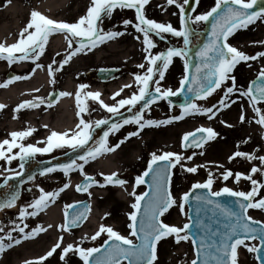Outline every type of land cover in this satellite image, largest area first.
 Here are the masks:
<instances>
[{
    "label": "snow or ice",
    "instance_id": "6c2138e0",
    "mask_svg": "<svg viewBox=\"0 0 264 264\" xmlns=\"http://www.w3.org/2000/svg\"><path fill=\"white\" fill-rule=\"evenodd\" d=\"M190 2L191 0H167L168 5H177L179 7L181 25L179 28L173 26L171 22H158L155 19L149 18L145 14V5L149 3V0H92L86 15L81 16L78 21L71 23L49 18L40 11H32L31 19L27 26L22 29L18 41L10 45L0 43V58L6 59L10 64L17 60L31 59L38 61L45 52L49 35L63 32L67 34L70 49H73L74 42L78 43L79 47H75L59 63V69H62L65 64L69 63L72 56L77 53L91 50L106 40L123 35L124 32L121 31H106L101 25L102 21L105 18H110L116 9L128 8L135 9L136 21L134 23L130 19H125L122 23L125 25V31L127 30V26L133 25L136 31L142 34L143 44L145 45L144 51L146 53L144 59L148 66L142 74H134L138 91L132 92L130 96L116 99L121 96L124 88L132 87L131 84H126L113 93L112 98L115 102L111 104L102 99L100 91H90L88 90L90 85L81 83L79 91L75 93L79 109V122L76 124L75 129H68L66 131L52 130L44 140L37 143L25 142L26 138L36 131L34 127L30 126L25 130L13 131L10 133L9 139L0 141V160L11 164L13 160L19 158L21 161L20 168L23 169L25 166L24 162L38 153H52L56 149H63L65 147L72 150L83 149L82 154L75 159H71L68 163L45 167L41 170L40 174L46 175L60 170L65 176L70 177L73 171L79 170L84 176V181L76 185L77 190L92 195L89 189L93 185L106 186L112 184L124 186L128 183L125 179H121L117 172L110 174L101 173L100 175L104 177L103 184H101V181L95 179L94 176L85 172V165L90 161H94L98 156L113 152L116 148L120 147V143L124 142L123 140L114 146H109L108 138L111 133L118 132L124 125L135 124L142 130L145 126L168 124L174 120H181L191 114H209V119H211L222 108L230 107L231 104L235 103L236 100L232 99V95L238 92L239 96L236 99L247 97L256 114L253 120L255 123L264 126V107H261V104H264V70L259 72V82L252 81L247 89L238 87L236 77L233 74L234 69L239 63L264 57V52L249 55L229 42V38L239 28H247L249 24L254 23L256 20L264 19V7L254 10L258 4V0H216L215 6L209 11L188 16L185 6L189 5ZM196 3L198 4L199 0H196ZM192 11L194 12L195 9ZM210 18H213L211 35L208 42L197 53L201 63L196 65L195 74L191 75V78L187 74L184 75L180 81V87L176 90L162 85L161 81L165 79V73L173 63L174 57H185L186 72L190 67L186 59L192 34L191 27L189 26L190 21L194 23L206 22ZM164 33H170L176 37L183 38L184 47H169L165 51L153 53L151 50L156 47L153 34L160 36ZM140 38L139 35L136 36V39L139 40ZM56 63V61H53L52 64L47 66L50 74H54L57 70L53 68V64ZM35 67L41 68L44 66L37 63ZM139 67L145 69V64L142 63ZM34 71L35 69H33ZM157 76L158 79H154ZM23 78L21 76H14L11 79L19 80ZM229 80L231 81V85L225 88L224 95L217 105L204 107L195 102L196 99L206 100L207 97L221 88L222 85H226ZM152 84H155L154 90L150 87ZM186 85L187 92L193 93L195 98L186 99L185 103L181 106L183 109L181 115L171 116L166 120L145 118V110L150 111L152 104L184 92ZM59 95L66 96L72 94L60 92ZM89 100L98 101L102 109L113 115L121 114L120 110L126 106L127 110L131 112L140 102L143 101L144 103L143 107L133 115L124 117L122 121L110 123L109 117L96 120L85 119L83 114L90 111ZM54 102V99L47 101L49 105ZM45 103L44 97L36 96L33 100H24L17 106L16 110L19 111L26 107L37 108ZM169 104L171 105V101H169ZM4 107L5 105L0 104V109ZM246 118V115L242 112L240 116L241 122L245 121ZM109 124L110 126L103 132V136L96 141L95 145L88 146L89 141L93 139L94 129ZM138 134V132H130L128 136L131 137ZM217 135L218 133L212 127L201 126L194 132L184 134L183 145L185 148L203 147L207 141L214 139ZM39 144H43V146H38ZM14 149H18V151H13ZM195 155V152L192 156H184L182 153L172 151H165L162 154L153 152L147 170L135 178V185L139 186L145 183V177L151 173V194L149 192L138 194L135 191V187L130 193L135 198L131 205L134 211L129 213L130 223L128 227L130 228V235H123L112 226L100 224L98 230L91 237L87 235L82 237L81 243H67L62 248L61 259L63 260L70 252L75 251L82 258L83 264H121L122 260H127L128 264H154L157 260L158 243L162 239L174 235L177 242L188 240L191 236L193 244H198L197 258L192 261V264H197L201 258V254L204 257L202 264H210V258L211 261H214V264H238L240 246L247 248L250 252L256 253L260 264H264V255H262L264 253V221L256 220L253 216L249 215V209L264 210V196L260 194L261 189H264V183L254 178V174L258 172L264 174V167L253 166L250 169V174L244 172L234 173L231 169H226L220 173L219 177L215 176L212 171H209L205 181L193 184V189L207 190V194L196 196L197 201L214 204L227 217L235 218L234 223L226 226L227 230L222 234L219 243L208 245L203 237L197 241L190 231L192 228L191 220L181 227L170 225L161 219L173 205H178L183 211L185 205L188 204L191 197L190 192L183 193L182 197L178 200L171 191L172 169L180 165L182 168L186 167L187 172L196 173L200 167L199 165L186 166L182 163L184 160H192ZM235 157H244L250 161L258 159L264 165V156H257L255 153L236 151L229 157V160ZM160 162L164 163L161 164ZM5 171H11V169H5ZM2 174L0 173V175ZM14 175L20 176L21 173L15 172ZM219 178H222L224 181L233 178L236 183H239L244 178L251 182L252 187L249 191H237L225 185L219 191H214L213 185ZM28 179L31 180L34 177L30 176ZM4 183L7 184L8 181L5 180ZM70 186L71 179L56 191H46L43 187L38 186L40 195L32 203L21 207L18 214L20 218L19 222L12 221L14 227L5 234L7 240L19 244L21 240L14 239L13 237V232L16 231L24 233L23 238L25 239L35 236L41 231H45L46 229L43 226L38 225L36 228L31 229L30 232L25 233V229L28 228L27 223H25L26 218L37 216L50 203H53L61 192ZM223 194L237 198L238 211H234L211 199V197H220ZM17 199L18 193H13L9 199L0 203V209L15 206ZM68 207L72 206L69 205ZM84 218L86 217L83 213H75L71 219L66 220L64 224L60 225V228L71 231L72 227ZM256 225H260V227H256ZM48 227H52V225H48ZM4 231V227L0 224V232ZM102 233H106L109 240H112L113 243L108 247L103 258L98 256L93 258L94 254L100 252V249L96 247L86 248L82 246V242L89 238L96 240ZM63 240L64 238L61 236L59 241L46 255L38 259L44 261L48 257L53 256L57 249L61 248ZM256 240L259 241V246L246 243V241ZM105 243L107 244L108 241H105ZM10 247H12V244L5 243V236H0V253ZM212 248L215 249L214 252L211 250ZM25 264H28V262H25Z\"/></svg>",
    "mask_w": 264,
    "mask_h": 264
},
{
    "label": "rangeland",
    "instance_id": "374dc122",
    "mask_svg": "<svg viewBox=\"0 0 264 264\" xmlns=\"http://www.w3.org/2000/svg\"><path fill=\"white\" fill-rule=\"evenodd\" d=\"M13 1L17 0H0V9L11 5ZM81 1V0H80ZM153 0H149V3L145 5V14L151 18L155 19L158 22H171L173 26L179 28L180 25V11L177 5H168L167 0H160V4L157 7H152L151 3ZM22 5L26 10L25 16V23H29L31 19V13L34 11L35 6L40 0H20ZM89 3V4H87ZM92 0H82V4H87L88 8L91 6ZM216 0H199L195 11L193 12L192 16L209 11L212 7L215 6ZM87 8V9H88ZM186 8V6H185ZM85 9H80L75 14L70 15L71 10L65 11V16L67 20H78L81 16L84 15ZM121 13L116 9L113 12V16L110 18H105L102 21V27L104 30H115L124 32L123 35L115 37L101 47H105L109 45L112 41L117 39H136V36L139 35L141 38V49L142 54L139 57H133L129 60L124 61H115L113 58L104 59L103 61H99V63L95 62L93 58L95 54L99 52L100 48H93L88 50L87 57H85L86 61H82L81 65H79L80 69L78 71L73 72V79L74 82L77 83H86L90 86L93 85L92 80L87 75H83L84 72L89 71L91 76L95 77V73L101 67H123L126 73L134 75L136 73H143L147 68V62L145 61L144 57L146 55L144 48L145 45L143 44V36L142 34L138 33L133 25L127 26V30L125 31V25L122 23L125 19H130L134 23L136 21V13L135 9H119ZM80 14V15H79ZM82 14V15H81ZM86 15V14H85ZM122 16V19L120 18ZM120 19L121 21H118ZM66 20V21H67ZM194 27L199 26V28H203L205 22L194 23L192 22ZM257 29L261 30V36L259 40L254 44L252 42H246L245 37L249 34H253ZM15 37V35H14ZM50 39V38H49ZM48 39V40H49ZM153 40L155 41L156 47L151 51L153 53H159L161 51H165L169 47H184L182 45L183 38L176 37L170 33H164L160 36L153 34ZM198 39H194L197 41ZM229 42L234 46L238 47L240 50L246 52L249 55H255L258 52H264V19H258L254 23L249 24L247 28H239L233 36L229 38ZM76 44V42H74ZM68 45V39L66 40V44ZM65 49H69V46ZM60 54V52H59ZM19 55V54H17ZM6 60V59H5ZM20 60H17V62ZM31 62V59L25 60ZM185 59L182 57H174L173 63L169 66L165 73V79L161 81V84L165 87H171L173 90H176L180 86V81L184 75H186L185 70ZM8 62V61H7ZM16 63V62H14ZM9 63L5 66V72L0 76V84L6 83L8 81V76L11 72L15 71V64ZM145 64V69H141L139 67L140 64ZM76 69V68H75ZM74 69V70H75ZM264 70V57H260L256 60H249V61H242L239 63L233 71V74L236 77V82L238 87L247 89L250 82L259 75V72ZM78 72H80V76L78 77ZM17 76H21L17 74ZM66 77V75H65ZM64 77V80H65ZM135 79V78H134ZM16 81V80H12ZM231 85V81H227L226 85H222L221 88L217 89L212 95L207 97L206 100L201 99L197 100L196 103L204 106L210 107L212 105H217L218 101L223 97L225 88ZM138 91V86L136 82H134L131 88H126L121 93L120 97L116 99H120L122 97H127L132 94V92ZM29 95V96H28ZM107 103L111 104L115 101L113 100L112 96L113 93H108ZM239 96V93H235L232 95V99L236 100V102H242L244 108L246 110V120L241 122L240 116L237 115L238 113L229 112L228 108H222L220 111L216 113V115L209 119V114H191L185 116L181 120H174L168 124H160V125H152V126H145L142 130L139 129L138 125L135 124H128L123 126L118 132L111 133L109 135V146H114L117 143H120L121 140L128 141L133 137H137L139 140L146 139L150 134L154 135V138L151 140H143L141 146L138 150V156L133 159L132 162L121 164L117 170L113 172H117L120 177H123L128 183L124 186H130V191L126 195V200L122 203V206L113 204L116 203L115 199V188L120 187V185H106L100 186L95 185L96 187H104L105 197L100 199L99 208L103 211V216L100 224H105L114 227L115 230L119 231L123 235H130V228L128 227L130 223L129 213L134 211L131 207L132 203L134 202V197L130 195L133 188L135 187V191L140 194L146 191V185L143 183L139 186L135 185V178L138 175H142L148 168V164L151 160V154L156 152L157 154H162L165 151H172L177 153H182L184 156H192L195 152L196 155L193 157L192 160H184L182 163L186 166H195L199 165V169L196 173H189L186 170V167H181L177 165L176 168L173 169V175L171 180V191L173 195L179 200L183 193L188 192L193 184L196 182H203L207 179L209 171H212L213 174L217 177L220 176V173L224 172L226 169H231L234 173L235 172H244L246 174H250V169L253 166H261V162L257 160H247L244 157H235L232 160H229V157L233 155L236 151H244L249 153H255L257 156H264V126H261L253 120V117L256 115L253 111L247 97H243L241 99H236ZM44 97L45 96H40ZM27 98L33 100L35 98L32 92L27 93ZM27 100V99H26ZM235 102V103H236ZM89 107L91 110L96 108V104L99 105L98 101H88ZM234 104V103H233ZM44 106L49 105L47 102L43 104ZM40 105V106H43ZM232 105V104H231ZM39 106V107H40ZM17 105H14L9 110V115L12 117L13 120L17 118ZM261 107H264V104H261ZM102 108V107H101ZM33 108L31 109V111ZM183 109H178L164 100H160L153 105H151L150 111H145V118L146 119H153V120H166L171 116H178L181 115ZM3 109H0V119L3 118ZM86 119L95 120L91 113L83 114ZM22 126L19 127L18 130H25L30 127V123L28 119L22 121ZM178 127L180 130V134L177 136L174 146H166L165 142V134L164 130L168 127ZM203 127H212L218 135L212 139L207 141L203 147L195 148L188 152L184 151L183 149V136L187 132H194L197 128ZM35 129L39 130L40 126H34ZM46 130L44 127L41 128ZM42 131V130H40ZM130 132H138V135L135 136H128ZM47 131H43L42 133L34 132L31 135L32 143H37L39 141L44 140L48 135L45 134ZM45 134V135H44ZM50 134V133H49ZM8 135V136H7ZM10 135L5 134L3 131H0V141L4 139H9ZM40 138V139H39ZM27 139V138H26ZM39 139V140H38ZM246 141V142H245ZM123 142V143H124ZM123 143H120V147L116 148L115 151L119 150ZM113 151V152H115ZM94 165V161H90L87 165H85V172L88 174L92 171ZM93 173V172H92ZM112 173V172H111ZM95 179L101 181L103 184L104 177L101 178L98 176L96 172L92 174ZM63 179H52L54 177H62ZM254 178L264 183V174L256 173L254 174ZM76 179L78 183L84 179V176L81 174L79 170H75L69 176H65L62 171L54 172L50 175H46L44 177H39L37 183L34 185L35 189L31 195L26 196L20 205H15L8 210H3L0 212L1 219H3V227L5 229L4 236H5V243H11L12 245H16L12 241L7 240L6 232L9 231L11 228L14 227L12 221L19 222V211L22 206L30 204L33 202L35 198L40 195L39 187H43L46 191H56L60 187L63 186L64 183L68 182V180ZM225 185L228 187H232L234 190H243L249 191L251 190V182L247 179L242 178L239 183H236L233 178H229L228 181H224L222 178L216 180L215 184L213 185L214 191H219ZM39 186V187H38ZM71 187V186H70ZM69 187V188H70ZM69 188L65 189L64 191L68 190ZM64 191L59 194L58 197L64 194ZM75 192L78 195L84 194L86 199L90 201L91 195L88 193H81L80 191L75 188ZM106 192H109L110 195H106ZM261 196H264V189H261ZM57 197V198H58ZM56 198V199H57ZM259 198V197H257ZM82 199V198H80ZM56 201V200H55ZM78 201V200H77ZM62 202L65 203L64 212L68 209V206L76 202V200L65 201L62 199ZM121 207V208H120ZM45 210V209H44ZM43 210V211H44ZM31 211V209H29ZM41 211L37 216L34 217H27L25 223H27L28 228L25 229V233L31 231V229L36 228L38 225L36 224V219L42 214ZM108 214V215H105ZM249 214L253 216L256 220L264 221V212L262 209H249ZM116 217L117 220L113 222V219ZM166 223L170 225H177L183 226L185 223L189 222L188 219V207L187 204L182 211L178 205H173L168 212L161 217ZM99 228V227H98ZM77 229V228H76ZM76 229H71L72 233H76ZM98 230V229H97ZM24 233H19L18 231L13 232L14 239H20L21 241L24 240ZM93 235V234H92ZM91 235V236H92ZM88 236V237H91ZM84 237V236H83ZM108 239V235L106 233H102L96 240L85 239L82 242V246L84 247H98L102 245L105 240ZM135 239V237H133ZM70 243V242H68ZM75 243H81V239L76 240ZM248 244H255V242H246ZM169 245V251L164 252L165 247ZM10 248H6L2 253L1 256L7 252ZM51 249V248H50ZM49 249V250H50ZM47 250L42 256H45L46 253L49 251ZM62 255V247L57 249L56 253L53 256L48 257L44 261H40L38 258L34 260L23 261L20 264H83L82 258L78 255L77 252L73 251L70 252L63 260L61 259ZM41 257V256H40ZM194 257V248L192 239L189 238L188 240H181L177 242L175 236H169L162 239L157 246V260L154 264H191V261ZM166 258V259H165ZM121 264H127L126 261L121 262ZM238 264H258L256 261L255 253L250 252L247 248L240 246L239 248V256H238Z\"/></svg>",
    "mask_w": 264,
    "mask_h": 264
},
{
    "label": "bare ground",
    "instance_id": "6f19581e",
    "mask_svg": "<svg viewBox=\"0 0 264 264\" xmlns=\"http://www.w3.org/2000/svg\"><path fill=\"white\" fill-rule=\"evenodd\" d=\"M159 1V0H158ZM157 0L152 5L156 7L159 5ZM85 4H82V0H40L36 4V11H40L42 14L47 15L49 18L56 19L58 21H65L66 10H71L70 15L75 14L80 9H84ZM26 10L20 0L13 1L11 5L0 9V43L10 45L15 43L20 38L22 29L27 26L25 23ZM54 37L51 38L49 45L46 47V53L53 54L64 47L67 34L63 32L54 33ZM15 35V37H14ZM261 36V30L257 29L253 34L245 37L246 42L256 43ZM140 40H134L133 38L117 39L112 41L108 46L99 50L93 60L99 63L104 59L113 58L115 61L129 60L133 57H139L142 54ZM138 59V58H137ZM79 60H77L78 62ZM75 65V64H73ZM16 72L20 75L26 73L27 67L24 61L18 62L15 67ZM5 72V59L0 58V76ZM127 82L126 84H128ZM121 84V83H120ZM120 84H97L92 87V91H100L101 93L110 92L113 93L117 90ZM74 82L72 75L69 73L65 82L62 85V91L72 94V88ZM49 80L46 73L42 70H37L28 79H22L17 82H9L0 84V104L5 105L3 109V118L0 119V131L4 133H11L17 131L21 124L13 120L8 114L11 107L18 104L27 98L29 91H34L36 96L45 95L49 90ZM39 91H35V90ZM78 106L75 95H66L52 106H40L35 108L28 114V121L30 125L36 126L39 124L42 127L47 125L46 129H55L58 131H66L68 129H75L76 126V112ZM229 112H233L237 115L245 114L246 110L242 102H236L228 108ZM166 146H174L177 136L180 134L178 127H168L164 130ZM154 138L153 134H150L146 139L139 140L137 137H133L128 141H125L121 148L115 152H109L106 156H102L94 160V167L92 171H95L101 178V173L110 174L114 170H117L121 164L132 162L138 156V150L143 140H151ZM91 171V172H92ZM78 180L73 179L71 187L64 191V194L57 198L55 203H52L38 218L37 222L41 224L46 230L41 231L35 236H31L25 239L22 243L7 250L1 258L0 264H20L23 261L34 260L42 256L47 250H49L56 241L63 236L64 240L61 245L63 248L68 242H76L83 236H91L94 234L102 220L103 211L99 208L100 199L105 197L106 188L96 187L91 188L89 191L92 193L90 199V214L87 220L76 229V233L72 231L62 230L60 225L64 224V208L65 201L78 200L82 198V195H77L75 192ZM108 191V190H106ZM115 201L122 206V203L126 200V195L130 191V186H120L115 188ZM106 195H110L106 192ZM121 208V207H120ZM118 217L113 219V222ZM52 225V227H48ZM169 251V245L164 249V252ZM166 259V258H165Z\"/></svg>",
    "mask_w": 264,
    "mask_h": 264
},
{
    "label": "water",
    "instance_id": "95a60500",
    "mask_svg": "<svg viewBox=\"0 0 264 264\" xmlns=\"http://www.w3.org/2000/svg\"><path fill=\"white\" fill-rule=\"evenodd\" d=\"M195 5V0H191L190 4L188 5V9H187V15L190 16L192 13V10L194 8ZM260 7H264V0H258V4L255 6L254 10H259ZM212 23H213V18H210L209 21H206L205 24V29L203 31H193L192 29V34L190 36V39L192 38V36L196 33L200 34V41L199 43L193 47L190 48L189 46V50H188V54H187V59H188V63L190 65L189 69H188V75L191 78V75H194L196 72V65L201 63L200 57L197 55V53L199 52V50L204 46V44H206L208 42V39L211 35V31H212ZM102 75V74H101ZM103 76V75H102ZM104 77V76H103ZM255 81H258V78L255 79ZM194 94L187 92V85L185 86V91L184 92H180L175 96H171L168 97V99L178 105V106H182L186 99H194ZM143 101L140 102L134 109H132L131 112H129L128 110L121 113V114H117V115H113L112 117H110V123L112 122H117V121H122V119L124 117L133 115L134 113H136L137 111H139L142 107H143ZM109 125H102L98 128L94 129V133H93V139L91 141H89V145L88 146H92L94 144V142H96L97 140H99L102 136H103V132L106 131L108 129ZM199 135V134H197ZM193 147L190 148H185L186 150H190ZM83 152V149H77V150H71L70 152L66 153L63 156H60L58 158L52 159L50 161H45V162H36L33 169L35 171H40L45 168V167H51L53 165L56 164H63V163H68L71 159H75L76 157H78L79 155H81ZM161 164H163L164 162H160ZM28 169L25 167L24 172L18 176L17 178H14L13 182H12V186H11V191H13L15 188L17 189V185L19 182H21L22 178L26 177V174L28 172H26ZM145 183L148 186V191L151 194V185H152V174L150 173L148 176L145 177ZM8 188V184L3 183L0 186V203H3L4 201H6L7 199H9L8 197V193L10 192H6ZM6 192V193H5ZM191 193V197L190 200L188 202L189 205V218L192 222V228H191V234L192 236H194L197 241H199V239L201 237H203V239L207 242L208 245H213V244H217L219 243L222 234L227 230V225L234 223L235 222V218H229L227 217L221 209L217 208L214 204H209L205 201H197L196 200V196L200 195V194H207V190L206 189H192L190 191ZM147 199V198H146ZM211 199L218 201L221 205H224L228 208L233 209L234 211H238V204H237V198L228 194H223L220 197H211ZM89 211V207H88V202L87 201H83V202H79L74 204L72 207H70V209L68 210L67 213V220L71 219L72 215L75 213H83L85 215V217L87 216ZM84 219H81L77 225H74L72 228L74 227H78L80 226L83 222ZM202 222V223H201ZM256 227H260V225H256ZM113 243L112 240H109L108 243L102 247L100 249L99 253L94 254V257H101L103 258L106 254V251L108 249V247ZM195 247V255L197 258V248H198V244H194ZM213 252L215 251L214 248L211 249ZM262 255H264V253H262ZM195 258V259H196ZM204 257L201 254V258L200 260L197 262V264H202ZM260 263V260H259ZM210 264H214V261H211L210 258Z\"/></svg>",
    "mask_w": 264,
    "mask_h": 264
},
{
    "label": "flooded vegetation",
    "instance_id": "af4514ba",
    "mask_svg": "<svg viewBox=\"0 0 264 264\" xmlns=\"http://www.w3.org/2000/svg\"><path fill=\"white\" fill-rule=\"evenodd\" d=\"M118 11L121 13V11L118 9ZM113 16V15H112ZM120 18L122 19V16H120ZM118 21H121L120 19H118ZM75 47H79V44L76 43L73 45V49H65V47H63L62 49H60L59 51L54 52L53 54H48L46 53V51L44 52V54L40 57V59L38 61H31L30 66H32L35 70H42L46 73L48 80H49V90L46 92L45 96V100L46 102L49 99H57L54 103L51 104L55 105L60 99H62L64 96H60L59 93L63 92L62 91V85L65 82L67 75L70 73L71 75L73 74V72L78 71L80 69L79 65H81L82 61H86L85 57H87L88 55H90L88 52V50H85L84 52L81 53H77L76 55L72 56V59L69 61V63L65 64L63 66L62 69H59V63L62 62L65 57L74 50ZM46 50V48H45ZM60 52V54H59ZM77 60H79L77 62ZM53 61H56V64H53V68L57 69L54 74H50L48 71L47 66L49 64H52ZM39 63L41 65H43L44 67L41 68H36V64ZM75 64V65H73ZM76 68V69H75ZM75 69V70H74ZM118 72L116 73V79L114 80V82L116 83H125L127 81V73L124 70L123 67H118ZM89 71H86L83 73V75L85 76H89L90 79L93 82V85H97L102 83V81L99 79V77L97 76L98 71L95 73V77L91 76V73H88ZM14 75L16 76L17 73H14ZM66 75V77H65ZM80 76V72H78V77ZM65 77V80H64ZM73 78V75H72ZM126 108V107H125ZM32 108H23L20 109L19 111H17L18 117L21 120H25L26 115L30 113ZM124 109V108H123ZM96 112H100L102 118L104 117H108V115H110V113L107 112H103L99 107H96V109L91 112V116L94 115V113ZM42 130V131H40ZM38 131V133H42L44 131V129H40ZM37 133V132H36ZM32 140V138H29L27 140L28 143H30V141ZM26 142V141H25ZM70 148L65 147L63 149H56L54 150L52 153H38L36 154V157L38 159H46V158H50L53 157L55 155L58 154H62L64 152H66L67 150H69ZM13 151H18V149H14ZM20 160L19 158L13 160L11 162V164H8V162L4 161V160H0V173H3L0 176V182L6 178V177H10L12 175H14L15 172H19L20 171ZM25 163V162H24ZM5 169H11V171H5ZM39 176H35L34 179H31L29 182L25 183L22 186V192H21V197L20 200L23 199L25 196L30 195L33 192V187L30 185H33L35 183H37ZM2 216H0V224H2L3 226V219H1ZM0 236H4L3 232H0Z\"/></svg>",
    "mask_w": 264,
    "mask_h": 264
}]
</instances>
